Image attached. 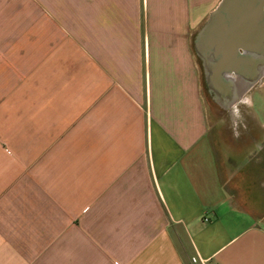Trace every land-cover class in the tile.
<instances>
[{
	"label": "crops",
	"instance_id": "1",
	"mask_svg": "<svg viewBox=\"0 0 264 264\" xmlns=\"http://www.w3.org/2000/svg\"><path fill=\"white\" fill-rule=\"evenodd\" d=\"M218 1L0 0V264H264V82L210 122L192 46Z\"/></svg>",
	"mask_w": 264,
	"mask_h": 264
},
{
	"label": "water",
	"instance_id": "2",
	"mask_svg": "<svg viewBox=\"0 0 264 264\" xmlns=\"http://www.w3.org/2000/svg\"><path fill=\"white\" fill-rule=\"evenodd\" d=\"M205 89L230 111L263 83L264 0H219L193 35Z\"/></svg>",
	"mask_w": 264,
	"mask_h": 264
},
{
	"label": "rangeland",
	"instance_id": "3",
	"mask_svg": "<svg viewBox=\"0 0 264 264\" xmlns=\"http://www.w3.org/2000/svg\"><path fill=\"white\" fill-rule=\"evenodd\" d=\"M263 82H264V77H263ZM258 86H260V85H256L255 87H258ZM202 94H203V98H204L205 105H206L207 117H208V119H209L210 122H216L217 121V116L221 114V111L212 102V100L210 99V97H209V95H208V93H207V91H206L203 83H202ZM253 94H254V96L256 94L263 95L264 94V87L263 88L262 87L256 88L254 90V93ZM237 107L239 108V110H242V114L245 113V109H244L245 107H243V105L238 104Z\"/></svg>",
	"mask_w": 264,
	"mask_h": 264
},
{
	"label": "built area",
	"instance_id": "4",
	"mask_svg": "<svg viewBox=\"0 0 264 264\" xmlns=\"http://www.w3.org/2000/svg\"><path fill=\"white\" fill-rule=\"evenodd\" d=\"M206 220V218H204ZM197 263H201L204 264V260L200 259L198 256H192L191 257V263L190 264H197ZM118 264V263H117Z\"/></svg>",
	"mask_w": 264,
	"mask_h": 264
}]
</instances>
